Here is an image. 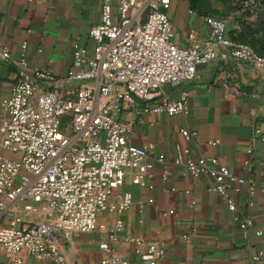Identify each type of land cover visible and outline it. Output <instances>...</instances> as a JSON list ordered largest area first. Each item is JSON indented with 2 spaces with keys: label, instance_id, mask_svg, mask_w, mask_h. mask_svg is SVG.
Listing matches in <instances>:
<instances>
[{
  "label": "built area",
  "instance_id": "2783aa9c",
  "mask_svg": "<svg viewBox=\"0 0 264 264\" xmlns=\"http://www.w3.org/2000/svg\"><path fill=\"white\" fill-rule=\"evenodd\" d=\"M173 1L101 0L100 19L88 32L92 44L77 40L69 65L59 73L30 64L26 41L21 43L18 70L1 100L0 114V249L10 262L26 264L28 255L52 264H95L74 263L63 242L74 231L92 229L103 210L116 217L108 226V239L100 243L99 264H138L118 251L122 238L133 242L147 264H158L166 253L161 238L123 233L121 213L133 203L132 193L120 188L127 169L132 168V180L139 183L152 175L156 160L163 164V178L169 169L165 151L152 154L153 143L130 140L135 121L122 113L132 108L188 112V91L172 95L168 86L193 79L198 67L214 58L264 68V0H226L224 14L200 13L204 30L190 31L185 44L175 40L169 11ZM0 53L10 57L1 43ZM255 131L262 133L260 127ZM182 132L191 139L198 131L183 127ZM173 162L184 172L209 175L210 188L233 218L243 230L250 228L255 213L241 211L232 194L247 181L245 176L218 155L191 154L188 144L176 148ZM248 183L251 206L257 181ZM162 213L176 211L168 207ZM177 218L191 222L190 216ZM195 229L182 235L188 237ZM255 233L261 236L262 229L255 228ZM260 258L264 239L254 255Z\"/></svg>",
  "mask_w": 264,
  "mask_h": 264
},
{
  "label": "crops",
  "instance_id": "0c3cea01",
  "mask_svg": "<svg viewBox=\"0 0 264 264\" xmlns=\"http://www.w3.org/2000/svg\"><path fill=\"white\" fill-rule=\"evenodd\" d=\"M189 8L187 0H175L172 6L175 40L179 44L189 42L190 31L204 30L200 13ZM100 14L101 0H0V43L10 50L8 58L0 53V114L1 100L18 70L21 43L26 41L24 50L30 64L62 72L71 61L77 40L92 44L88 32ZM226 78L231 80L228 85L223 84ZM182 89L188 91L186 113L139 112L136 108L122 113L124 118L135 121L130 140L136 144L153 143L152 154L165 151L169 169L168 177L163 178V164L156 160L150 169L152 175L145 176L142 183L134 182L132 168L127 169L120 188L132 193L133 203L121 213L125 220L123 233L163 239L166 253L158 264H264V258L254 259L264 239V68L214 58L201 64L193 79L168 86L172 95ZM142 103L138 98L137 105ZM183 127L196 128L198 132L188 139ZM257 127L262 133L255 131ZM187 144L191 154L218 155L234 172L246 177L240 190L232 194L241 211L255 213L248 230L240 227L210 188L209 175L184 172L182 165L173 162L176 148ZM249 146L253 148L251 153ZM251 178L257 183L254 203L249 206L246 198ZM173 186L175 189H171ZM168 207H173L176 214H163ZM178 216H190L191 222H182ZM115 217L114 212L103 210L92 229L74 231L63 242L67 256L74 263L99 264L100 243L108 239V226ZM193 227L195 232L188 237L182 235ZM255 228L262 229L261 236ZM117 248L136 263L147 264L133 242L122 238ZM24 260L26 264H52L28 255ZM0 264L15 263L0 249Z\"/></svg>",
  "mask_w": 264,
  "mask_h": 264
},
{
  "label": "trees",
  "instance_id": "16d2710c",
  "mask_svg": "<svg viewBox=\"0 0 264 264\" xmlns=\"http://www.w3.org/2000/svg\"><path fill=\"white\" fill-rule=\"evenodd\" d=\"M189 7L196 9L199 13H217L218 9L210 5L208 0H187Z\"/></svg>",
  "mask_w": 264,
  "mask_h": 264
},
{
  "label": "rangeland",
  "instance_id": "374dc122",
  "mask_svg": "<svg viewBox=\"0 0 264 264\" xmlns=\"http://www.w3.org/2000/svg\"><path fill=\"white\" fill-rule=\"evenodd\" d=\"M210 5L218 9L217 14H224L227 10V1L226 0H208ZM175 0L173 1L172 6L174 5ZM172 7L169 9L171 14ZM173 20V19H172ZM174 23V22H173Z\"/></svg>",
  "mask_w": 264,
  "mask_h": 264
}]
</instances>
